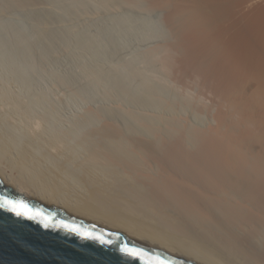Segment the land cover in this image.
<instances>
[{
	"label": "bare ground",
	"instance_id": "1",
	"mask_svg": "<svg viewBox=\"0 0 264 264\" xmlns=\"http://www.w3.org/2000/svg\"><path fill=\"white\" fill-rule=\"evenodd\" d=\"M149 1L174 34L165 70L212 122L92 109L66 130L0 95V178L193 264H264V0Z\"/></svg>",
	"mask_w": 264,
	"mask_h": 264
},
{
	"label": "rangeland",
	"instance_id": "2",
	"mask_svg": "<svg viewBox=\"0 0 264 264\" xmlns=\"http://www.w3.org/2000/svg\"><path fill=\"white\" fill-rule=\"evenodd\" d=\"M20 1L0 0V95L39 100L35 114L50 109L61 129L92 109L160 125L174 117L200 128L212 122L197 104L209 97L165 70L158 47L174 34L149 0Z\"/></svg>",
	"mask_w": 264,
	"mask_h": 264
},
{
	"label": "water",
	"instance_id": "3",
	"mask_svg": "<svg viewBox=\"0 0 264 264\" xmlns=\"http://www.w3.org/2000/svg\"><path fill=\"white\" fill-rule=\"evenodd\" d=\"M0 264H193L23 196L0 178Z\"/></svg>",
	"mask_w": 264,
	"mask_h": 264
}]
</instances>
